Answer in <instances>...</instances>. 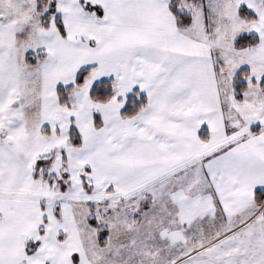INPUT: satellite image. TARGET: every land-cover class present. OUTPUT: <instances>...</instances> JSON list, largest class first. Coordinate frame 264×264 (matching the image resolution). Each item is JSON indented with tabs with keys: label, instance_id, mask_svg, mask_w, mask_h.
I'll return each instance as SVG.
<instances>
[{
	"label": "snow or ice",
	"instance_id": "snow-or-ice-1",
	"mask_svg": "<svg viewBox=\"0 0 264 264\" xmlns=\"http://www.w3.org/2000/svg\"><path fill=\"white\" fill-rule=\"evenodd\" d=\"M0 264H264V0H0Z\"/></svg>",
	"mask_w": 264,
	"mask_h": 264
}]
</instances>
